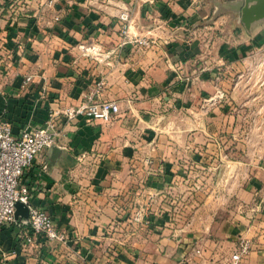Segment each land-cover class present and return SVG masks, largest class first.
<instances>
[{"label": "crops", "instance_id": "crops-1", "mask_svg": "<svg viewBox=\"0 0 264 264\" xmlns=\"http://www.w3.org/2000/svg\"><path fill=\"white\" fill-rule=\"evenodd\" d=\"M238 2L0 0V117L16 134L43 126L54 106L83 102L102 79L104 98L121 106L109 123L65 120L56 144L25 172L32 203L50 213L66 240L26 241L28 217L20 213L0 229V264H171L188 251L207 261L230 256L241 236L253 241L254 257L264 258V155L232 159L238 142L219 139L208 120L206 103L222 89H201L238 85L245 73L257 86L252 98L264 94V13H245L242 22L232 9ZM253 2L247 6L260 4ZM126 7L131 35L149 37L150 48L121 45ZM227 13L235 23L229 47L226 33L201 28L209 17L222 24ZM187 73L200 85L188 99ZM259 132L249 134L250 149L264 150ZM195 165L226 168L209 172L213 183L195 192L204 195L187 216L189 202L168 199ZM253 209L262 211L250 219ZM142 211L132 236L122 218ZM114 242L124 247L113 250Z\"/></svg>", "mask_w": 264, "mask_h": 264}, {"label": "built area", "instance_id": "built-area-1", "mask_svg": "<svg viewBox=\"0 0 264 264\" xmlns=\"http://www.w3.org/2000/svg\"><path fill=\"white\" fill-rule=\"evenodd\" d=\"M119 19L122 25L121 45L138 44L150 48L154 44L149 37L131 35L132 17L129 8H122ZM29 80L31 76L26 81ZM105 85L103 79L99 80L83 102L65 108L54 106L43 126L25 128L19 134L14 132L7 118L0 117V229L17 220L16 205L21 202L29 210L26 241L33 242L39 236L48 241L66 240V233L57 227L50 213L32 203L30 189L23 181L24 175L39 156L56 144L65 120L70 122L84 117L88 121L100 120L109 123L120 114L119 101L104 98ZM252 249L253 241L241 236L230 256L220 264H242Z\"/></svg>", "mask_w": 264, "mask_h": 264}, {"label": "rangeland", "instance_id": "rangeland-1", "mask_svg": "<svg viewBox=\"0 0 264 264\" xmlns=\"http://www.w3.org/2000/svg\"><path fill=\"white\" fill-rule=\"evenodd\" d=\"M254 0H248V3H255L253 2ZM257 2V1H256ZM247 5V0H243L242 5H240L239 9V16L242 20V22L245 21V12L243 11V7ZM212 10V7H210ZM234 10V8H232ZM209 9V14L212 16V11ZM230 16V17H229ZM209 17L207 20L208 22H204L205 25H201V28H207L208 31H222L223 33H226V36H224V45H227L229 47L230 43L228 41L229 39V31L231 28H235L233 21L234 17L230 15V13H227V20L221 24V20L217 18L216 23L214 20L216 19H210ZM213 20V21H210ZM233 26V27H232ZM211 28V29H209ZM241 31V30H239ZM211 43H213L212 38ZM243 40V39H242ZM240 40V41H242ZM239 44H245L239 43ZM262 53H264L262 51ZM260 54L258 56L259 59L264 60V55ZM222 66L226 67V60L224 55L222 54ZM229 63V62H227ZM227 66H229L227 64ZM197 74V73H196ZM195 74H186L188 78L186 79V84H185V89H184V98L188 99L189 96H191L192 93H197L200 88V85H197L196 83L193 82ZM196 80V79H195ZM202 86V85H201ZM257 86L255 85H249L248 80L246 78V75L244 73L243 76L240 77L239 79V84L238 85H231L229 83H223L222 86L220 85H215V84H210L207 86L201 87L202 91H206V94H213L214 91H217L216 89L221 88L222 92H218L220 97H215L214 99H211L206 103L207 107L210 110L208 120L210 123L214 126L212 130H216L220 139V136L222 135V140L226 142L227 144H231L233 142V147L236 145L234 142H238L239 147L233 148V154H232V159L240 160V162H245L246 160H252L254 157L259 158V156L264 155V150L263 149H250L249 146L252 140L249 138V134L251 132L256 131L259 132L257 134V137L259 139H262V135L264 134V94L259 95L258 99H253L252 98V93L251 89L256 88ZM262 87V86H261ZM216 88V89H215ZM264 86L262 87V89ZM261 89V90H262ZM255 97L257 95L255 94ZM210 97L208 98V100ZM232 111H235V115L232 118V122L230 121V117L227 116V112L231 109ZM219 110H221L222 113H219ZM233 124V129L232 131L229 130L231 125ZM248 144V145H247ZM226 151L229 155L231 152V149L228 148ZM225 153V152H224ZM231 157V156H229ZM226 165L223 166H213V169H210L206 166H193L190 170L192 172L187 170V174H189L190 179L187 178L186 181L179 182V184H176L174 187V195L168 199V203L172 205L173 203L175 204L176 202H173V199H178L181 201H185V203L189 202L187 204L189 206V211L187 213V216H190L196 210L198 206V202L202 201L203 195H198L195 192L198 190H204L202 192L205 193V191L208 189L209 186L212 185L213 182L207 181L206 178L210 176L209 172H216L218 173L222 169V173L225 172ZM186 172V171H185ZM202 174L203 176L199 175ZM195 179V180H194ZM225 186V182H223L222 187ZM188 191L189 193H186ZM194 193H191V192ZM185 193V194H184ZM184 194L182 197L181 195ZM184 197V198H183ZM258 206H260L258 204ZM262 210L260 209H253L250 211V219L255 218V215ZM178 213V212H177ZM182 212H180L181 214ZM182 215V214H181ZM180 215V216H181ZM125 221L128 222V224H132V228L130 229V233L132 236L136 234V224L139 222H142L144 218V213L137 212L135 214H129L126 216V218H122ZM238 242V241H237ZM121 244L120 242H114L111 246L113 250H116L117 248L120 247ZM121 246V248H123ZM196 251V250H193ZM255 248L252 249V251L244 258L242 264H264V258L260 259L262 257L261 254L259 256H255ZM192 252V251H191ZM190 251L185 253V255L181 258L179 261L172 262L171 264H220L222 262L221 260H225L227 257H224L223 259H210L207 261H202L195 256L191 254ZM232 252V251H231ZM197 254L199 253L198 250L196 252Z\"/></svg>", "mask_w": 264, "mask_h": 264}, {"label": "water", "instance_id": "water-1", "mask_svg": "<svg viewBox=\"0 0 264 264\" xmlns=\"http://www.w3.org/2000/svg\"><path fill=\"white\" fill-rule=\"evenodd\" d=\"M259 1L260 4H257L255 6L250 7L246 5L245 7H243V11L248 15L246 19H250L254 14L264 13V0H259ZM242 3L243 0H239V2L233 8L239 10L240 5H242ZM16 206H17V210H16L17 217L20 213H25L26 217L29 216V210L26 205H24L21 202H18Z\"/></svg>", "mask_w": 264, "mask_h": 264}]
</instances>
